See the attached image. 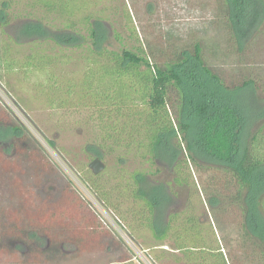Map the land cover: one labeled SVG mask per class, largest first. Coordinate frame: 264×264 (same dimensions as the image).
<instances>
[{
  "label": "trees",
  "instance_id": "obj_1",
  "mask_svg": "<svg viewBox=\"0 0 264 264\" xmlns=\"http://www.w3.org/2000/svg\"><path fill=\"white\" fill-rule=\"evenodd\" d=\"M219 1L225 32H217V36L207 39L208 43L197 33L179 40L180 44L168 35L162 42L169 43L160 45L170 50L178 45L173 48L178 53L163 63L154 59L150 41L139 37L128 6L124 7L129 17L127 30L135 45L115 31L121 44L116 51L108 48L105 22L88 13V2L92 5L94 0H0V72L14 70L18 63V68L26 72L48 74L47 81L53 83L51 91L58 96L65 94V88L57 84L58 76L50 70L56 60L42 51V44L58 52L84 49L89 54L83 79L75 84L68 77L66 93L71 95L77 90L82 102L87 104L93 99L94 106L108 114L101 112V123L107 118L110 121L103 143L88 147L95 158L102 160L115 152L114 146H124L135 150L153 169L134 173L131 193L142 202L134 216L142 220L141 226L151 231L156 246L161 247L155 260L162 263L257 264L260 260L264 264V99L258 96L261 89L254 77L227 81L206 62L208 52L218 54L223 50L222 35L229 42L227 54L235 57L247 51L249 43L241 33L252 31L253 20L264 15V0ZM84 10L87 12L81 15ZM260 18L259 23L264 16ZM142 34L146 35L145 29ZM23 42L41 47L20 64L11 54ZM59 102L53 100L51 106L57 107ZM109 113L116 118L113 124ZM12 128L14 135L22 131L17 126ZM116 160L124 164L125 155ZM193 167L229 175L236 187L230 202L243 216L242 243L258 246L254 250L260 249L259 258L251 261L248 251L239 257L232 255L229 248L233 243L228 245L220 236V189L217 195L207 194L205 200L212 220L209 224L192 212L171 209L177 196L171 182L150 181L151 173L160 175L170 168L176 173L175 184L183 187L188 184L187 170L191 175ZM95 189L101 202H109L104 189Z\"/></svg>",
  "mask_w": 264,
  "mask_h": 264
},
{
  "label": "rangeland",
  "instance_id": "obj_2",
  "mask_svg": "<svg viewBox=\"0 0 264 264\" xmlns=\"http://www.w3.org/2000/svg\"><path fill=\"white\" fill-rule=\"evenodd\" d=\"M90 4L88 13L105 22L108 48L116 51L121 44L115 31L135 45L127 30L129 17L124 12V7H130L139 37L150 41L158 62H168L178 53L173 49L178 45H173L172 50L160 45L169 43L162 42L168 35L180 44L179 40L185 41L193 33L206 42L217 32H225L221 27L224 10L219 0H94ZM260 11L261 8L257 13ZM261 16L264 15L261 13L253 20L252 31L241 33L249 43L243 55L227 54L229 42L222 35L224 51L208 52L206 62L227 81L238 82L240 76L254 77L261 89L258 96L264 99ZM239 25L236 21V27ZM144 29L146 35L142 34ZM2 39L8 42L6 37ZM42 45V51L56 60L49 69L58 76L57 84L65 88V94H53L48 74L26 72L18 68V63L14 70L0 72V264H143L140 258L145 256L148 263L174 264L171 260L163 263L155 260L161 247L156 246L151 231L141 226L142 220L134 216L142 202L136 201L131 193L133 175L136 171L146 173L153 169L141 161L135 150L124 146H114L115 152L102 159L106 167L99 175L90 169L96 158L88 147L103 143L110 121L107 118L106 123H101V112H106L94 106L95 100L86 104L77 90L71 95L66 93L68 77L75 84L83 79L89 54L84 49L58 52L46 43ZM38 46L34 43L18 46L11 56L23 64L28 56L40 50ZM53 100L66 105L59 108L58 105L64 104L59 102L57 107L51 106ZM109 117L113 124L115 116L109 113ZM11 125L22 129L21 133L14 135ZM122 154L126 158L124 164L116 160ZM214 171L193 167L190 175L187 170L188 184L183 187L175 184L176 173L170 168L160 175L151 173L150 181L171 182L177 193L171 209L192 212L202 223L209 224L212 220L205 200L207 194L217 195L220 189L218 232L228 245L233 243L229 248L232 255L239 257L248 251L252 261L260 255V249L242 243L243 216L229 199L236 187L229 175ZM95 187L104 189L109 202H101ZM260 263L259 260L257 264Z\"/></svg>",
  "mask_w": 264,
  "mask_h": 264
},
{
  "label": "water",
  "instance_id": "obj_3",
  "mask_svg": "<svg viewBox=\"0 0 264 264\" xmlns=\"http://www.w3.org/2000/svg\"><path fill=\"white\" fill-rule=\"evenodd\" d=\"M106 165L100 158L94 159L90 164V169L92 170L94 175H99L101 172L105 170Z\"/></svg>",
  "mask_w": 264,
  "mask_h": 264
},
{
  "label": "built area",
  "instance_id": "obj_4",
  "mask_svg": "<svg viewBox=\"0 0 264 264\" xmlns=\"http://www.w3.org/2000/svg\"><path fill=\"white\" fill-rule=\"evenodd\" d=\"M137 252H138V251H137ZM140 253L143 254L142 251H141ZM140 253H139V254H140ZM137 255H138V254H137ZM139 256H140V255H139ZM136 257H137V256H136ZM139 258H140V257H139ZM140 259L142 260V263H143V264H153L152 261H150V263L146 262V260H145V259H146V256H145L143 259H142V258H140Z\"/></svg>",
  "mask_w": 264,
  "mask_h": 264
}]
</instances>
